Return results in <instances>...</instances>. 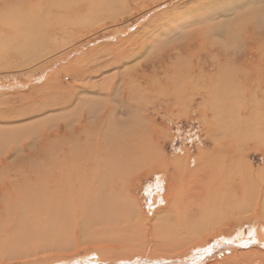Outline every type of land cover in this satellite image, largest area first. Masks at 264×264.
Segmentation results:
<instances>
[{"label": "bare ground", "instance_id": "bare-ground-1", "mask_svg": "<svg viewBox=\"0 0 264 264\" xmlns=\"http://www.w3.org/2000/svg\"><path fill=\"white\" fill-rule=\"evenodd\" d=\"M83 1L0 0V7L10 8L0 15L1 72L7 76L15 75L25 90L35 77H42L52 69L53 65L49 63L48 66L45 61L61 60L73 47L77 48L75 44L67 45L69 49L66 50V41H72L79 31H84L85 35L89 33L87 29L76 28L77 20L74 21L73 16L82 8L86 12L94 4L96 9L110 12L109 4L102 6L106 0H90V4L87 2L89 7ZM126 1L137 8L136 3L141 0ZM254 1L264 5V0H203L197 6L192 5V10L196 7L198 13L191 21L196 24L204 14L225 17L231 15L234 8L242 10L243 3ZM161 3L170 4L171 8L179 5L174 0H143V4L140 3L142 13L151 11L152 15L139 29L165 15L155 13L154 9ZM258 10L252 13L251 19L239 24L243 25L240 30L245 33L242 34L244 37L237 35L241 50L231 40L225 39L221 44L214 39L210 47L218 52L211 51L207 57L208 52L189 51L187 59H181L177 54L174 62L178 68L170 71L166 65L159 74L155 67L143 72L141 62L134 64L137 55L128 53L126 47L130 38L119 36L112 43L91 48L88 54L96 53L94 56H97L92 57L95 58L92 67L76 69L67 63L70 68L67 77L73 80L71 84L55 86L59 80L52 79V75L44 79L40 88L4 93L6 100L12 102L9 106L4 103L0 108V114L8 119L6 124L14 123L12 119L19 117L14 104L20 106L21 103L27 109L25 100H33L34 95L42 97L35 104L38 113L56 109L59 112L55 118L69 122L75 118L76 122L70 123V132L63 131V134L58 131L47 133V127L41 130L45 146L39 141V149L45 151L46 143H52L46 148L51 157L46 167H26L12 179L5 180L3 175V181L0 177V264H94L98 263L92 259L94 255L104 264H141L144 258L140 257H148L145 259L152 260L150 264H264V249H260L264 246V164L258 167L248 159L250 154L264 156V129L246 132L245 125L238 123L241 127L224 125L221 132H216L218 125L211 128L207 119L216 110L212 106L214 101L219 104L218 101L224 99L225 103L229 97L241 99L244 95L249 99L248 96H252L256 111L264 104V44L261 47L264 43V8ZM125 12L126 9L122 14ZM78 16L88 18L83 12ZM115 21L114 24L111 22L113 27L102 30L103 33L106 31L104 35L112 31L123 35L129 24L117 25ZM196 38L202 41V32ZM191 45L187 44V49ZM52 54L56 55L51 59L48 56ZM209 62L212 66L207 69ZM109 68L113 71L97 79L96 83L94 79ZM171 81L173 85L167 88ZM254 81H258L260 87ZM53 95V100L47 102ZM64 95L70 97L60 98ZM74 95L77 99L72 100ZM180 103L188 105V114L197 113L198 119L203 115L207 125L202 126L203 131L198 134L190 133L191 138L183 141L182 148H177L174 154L167 152L171 145L168 137L163 136V132H159L161 128L152 122L148 131L142 134L128 128L130 122L133 124L132 121L141 117H134L137 107L143 108L141 114L146 117L161 111L169 117L178 111L176 106ZM131 111L133 120L124 122L125 116L131 117L127 116ZM245 112L253 120V110L249 106H245ZM245 112L242 108L241 113ZM116 121L117 126L125 127L124 130L113 132L111 126ZM247 126L252 127V122ZM63 128L64 123L60 131ZM8 175L12 177L11 173ZM150 176L155 179L145 191L148 198L140 201L135 191L139 193L140 180ZM24 184L26 188L21 186ZM2 194L7 196L5 202ZM20 197L23 199H17ZM248 246L254 247L248 249ZM224 250H228L227 253ZM80 252H83L82 256H78ZM201 253L204 257L199 258Z\"/></svg>", "mask_w": 264, "mask_h": 264}, {"label": "rangeland", "instance_id": "rangeland-1", "mask_svg": "<svg viewBox=\"0 0 264 264\" xmlns=\"http://www.w3.org/2000/svg\"><path fill=\"white\" fill-rule=\"evenodd\" d=\"M89 1L88 0H85L83 2H84V4L85 3L87 4V2L90 4L91 1L90 2ZM99 1L102 2V1H105V0H99ZM174 1H176V2L179 3L178 7H176V8H171L172 5L165 4V3H161V4L157 5L156 8L154 9L155 10V13L156 12L157 13H161V14L162 13H165V15H164L165 17L158 15L160 18L159 17H156V19L154 18L153 21L150 23V25H147L146 27H143L141 29H139L140 26L141 25H144L148 21V19L150 18L149 16L152 15L151 14V11H147L144 14L142 13L143 12L141 10L142 9V5H140V3L143 4V0H141V1H139V2L136 3V4H138V7L137 8H133V6L130 5L126 0H115V1L114 0H106V2H103L102 3V6L107 5V4L110 5L109 6L110 7V9H109L110 12L108 14L106 13V10L107 9H103V8L96 9L95 4L93 5V7H95V9L93 7L87 8L86 12H89V13L84 12V9L82 8V11H80L79 13H82L83 12V14H87L88 15V18L82 17L84 15H82V16L79 17L78 16L79 13H78V14H76V15L73 16L75 18L74 21L77 20L76 21L77 22L76 23V28L77 29H79V30L87 29V32L89 33V35H85L84 34V31H79V32H77V36H76V34H74V36H73L74 38L73 37L72 38L69 37V38L72 39V41L70 39L67 40L69 42L66 41L65 48L68 47V46L71 47L73 44L77 45L78 47L77 48H74L73 47L74 49L72 48L70 50L71 52L68 55H66L64 58H61V60H58L57 58L52 59L56 54H52L51 56H48V57H50L52 59V61L51 62L45 61L46 65L49 66V63H51V65H53L52 69L47 72L48 74L46 73L42 77H39L38 76V75H40V73H39L37 75L38 77H35V79L32 82H29L28 83V87H26L25 90H23L24 88L22 89V87H21L20 83L18 82V80L16 81V79L14 77L15 75L13 76L14 78L12 76H10V75L7 76L6 74H4V73L1 72L2 71V69H1L2 67H0V75L2 74L0 76V91H1L0 92V103H1L0 104V108L1 107H4V105L5 106H9L12 103V102L9 103L10 102L9 99L6 100V95H7V93L9 94V91H10V93L11 92H15V91H22V90L24 92H26L27 90L29 91L31 88H40V87H42L41 85L43 84L44 79L46 77H50V76L53 75L54 78H52V79H58L59 80V83L58 82H55V84H54L55 86L57 84L63 85L65 83H67V82L69 84L73 83L72 78H68L67 77V74L70 71L69 70L70 68L68 67V65H72L73 64V67L76 68V69H82V68L92 67L93 66V63H94L93 61L95 59V58H92V57L96 53L93 56H90V54H88V53H90L91 48H93V49L98 48V46L101 45V43L102 44H104V43H112V42L116 41V37H119V36H121L123 38L124 37L130 38L129 39L130 41L127 42V43H129L130 46L126 43V47H128V49H129L128 50V53L131 51L132 54L135 53L137 55L136 57L134 56L135 57L134 58V61H133L134 64H137V63H140L141 62L142 65H143V67H144L143 68V72L144 71L147 72V71L153 70V69H150V68H154L155 67V69H157V71H158L159 74L162 73V71H164L166 69V65L170 67V71L173 70L174 67L175 68H178L177 66H175V62H174L175 59L177 58V57H175L177 54L180 55L179 58H181V59H187L186 58L187 57L186 56V53L189 52V51H194L195 50V52H197V53L208 52L207 53L208 55L206 54L207 57H209V55H210L209 52H211V51L212 52H218V50L217 51H214V49H212L210 47L211 46L210 44H213V42L215 40L216 41H219L221 44L222 43L224 44L226 40H228V41L231 40L234 44L237 43L238 46L236 44H235V46L238 47L239 50H241L242 49V46H240V44H239L240 40L238 39V36L244 37V36H242V34H245V33L240 30L242 24L241 25H239V24L241 22H244L246 20L251 19L250 17L254 15V14L252 15V13H257V11H259L258 10L259 8H260V10H263V8H264V5L260 4L259 2L257 3V2L254 1V2H252V4H250V3L247 4V2H245V3H243V9L242 10L240 8H234L233 9L234 12L231 15H227L225 17H220V16H216L215 14H213V16L208 15V14L207 15L204 14L206 17L205 16H202L201 19H200V21L198 20V22L195 24V23H192V21L195 20V16H196V14L198 12L196 11V7L193 10H192L191 7H192V5L197 6L203 0H185V2H184L185 4L181 3L182 0H174ZM225 1H227V0H225ZM239 3H242V2H239ZM224 4H225V2H224ZM7 5H9V4H7ZM245 5H247V6H245ZM86 6H88V4ZM194 6H193V8H194ZM23 7L24 6L20 7V9L23 8ZM6 9H10V8H8L6 5L4 7L1 6L0 7V15ZM125 9H126V12L124 14H122ZM99 12H101V14ZM114 12H115V15H113ZM234 13H239V15L238 16H235ZM98 14H100V15H98ZM169 14H171V18H170V15ZM175 14H177V15H175ZM109 15L112 16V17H110ZM92 16H94V17H92ZM166 18H167V20H166ZM114 19L117 20V23H118L117 25H121V23L122 24H125V25L128 23L129 25L126 26V29H124L123 35L120 34V33H117V32L115 33L114 31H112V33H109L107 35H104V33L106 31L103 33L102 30L104 28H106V27H113L112 23L114 24L116 22ZM205 19H208L206 22H204V23H207L208 25L207 24H204V23H201V20H205ZM96 21H98V22H96ZM168 21H170V22H168ZM85 22H87L88 24L85 23ZM155 22L157 23V25H156ZM84 24H86V25L84 26ZM180 24H184V25H180ZM252 24H253V26L258 25L257 23H252ZM82 26H84V28ZM100 26H101V28H100ZM199 26H200V28H199ZM232 27H233V29H232ZM193 29H195V30H193ZM198 30H200V31H198ZM107 32H111V30L110 31H107ZM197 32H200V33L202 32V38H203L202 41L199 38H196L198 35H200V33L198 35H196ZM206 32H208V33H206ZM137 33H138V35H137ZM141 33L143 35H141ZM153 33H154V35H153ZM183 33H184V35H183ZM178 34H180V36ZM191 34L192 35L194 34V35L191 36ZM134 35H135V37H134ZM143 36H145V37L143 38ZM193 38L195 39V42H194ZM221 38H223V39H221ZM73 39H76V40H73ZM196 40L198 41V43H196L197 42ZM207 42H208V44H207ZM135 43H137L139 46L137 44H135ZM189 43H191L192 45H191V48L190 49H187L186 46ZM199 43H201L202 46H200ZM205 43H206V45H205ZM263 44L264 43L261 44V47H262ZM203 45L205 47H207V48H205ZM69 47L66 50H68ZM147 47H148V51H147ZM149 47H151L152 49L149 48ZM131 48H132V50H131ZM135 50H136V52H134ZM228 50H226V51H228ZM230 51L232 52V50H230ZM146 54H147V56H146ZM85 56H88V58H85ZM203 56H205V54ZM94 57H97V56H94ZM81 58H84V59H82V61L78 62ZM143 58H144V60H143ZM55 60H57V62ZM97 60H98V58H97ZM90 62H91V64H90ZM67 63H68V65H67ZM88 64H90V66H86ZM171 66H173L172 69H171ZM211 66H212V63L211 62H209V63L206 64L207 69H210ZM145 68H146V70H145ZM138 70L141 71L142 70V67H139ZM55 71H56V73H55ZM112 71H113V68H109V71L106 70V72L99 74L94 79V81H96V83H97V79H100L103 75H107L108 76ZM172 74L173 73H171L170 75H172ZM8 79H9V81H8ZM178 80H181V77H179ZM182 80H185V79L182 78ZM187 81L189 82L190 79H187ZM257 82L258 81H256L255 83H257ZM168 83H170V82L168 81ZM1 84H3V86ZM258 84H260V83H257V86L260 87V85H258ZM171 85H173V82L172 81H171V84L170 85L167 84V88H170ZM212 87H215V85L212 84ZM172 88H174V87L172 86L171 89ZM253 88H255V86H252V89ZM56 93L57 94H60L59 92H56ZM261 93H262V90L259 91V94H261ZM69 97H70V95H66V96L64 95V97L63 96H60V98H69ZM53 98H54V95L53 96H50L48 98L47 102H50L51 100H53ZM248 98L249 99H247L246 97H244V95H242L241 96V99H239L237 96L236 97H233V98L232 97H229L228 98L229 100L228 99H225V103H224V99L223 100H219L218 101L219 104L217 103V101H214V103H213L212 106L215 107L216 110H215V112L213 111L214 113L213 112L210 113L209 118H207V119L210 120V121H208V123L210 122L209 123L210 124V127L211 128L213 127V129H214V128H216L215 126L218 125L219 129L217 127L215 129V131L216 132H221L220 128L223 129L224 125L225 126L228 125V127L231 128L230 126H232L233 124L239 125L238 123H240L242 125H245V131L246 132H260L261 127H263V129H264V113H263L264 112V107L262 108V105H264V104H262V105L260 104V110H257L256 111L255 110V102L253 103V99L254 98H252V96H248ZM41 99H42V97H40L39 95H34V99L31 100V101L26 99L25 101H26V104L28 105V106H26V108L29 107L27 109H25L24 108L25 106L21 105V103H20V106H22V108L19 105L14 104L15 105L14 110L17 111V114L19 115V117L14 118V120L12 119V122H14V123H11L10 122V124L9 123L6 124V121H8L7 117L4 116V115H2V114H0V123L2 124V125L0 124V129H1V132H0V172L2 173V174H0L1 179L3 177H5L4 178L5 180L6 179H9V178L12 179L13 177H16L17 174L20 173L21 169H26V167H35V168H38V167L39 168L40 167H46L47 166V163H48V160L51 158L50 157V154L47 152V149L46 148H47L48 145L49 146L52 145V143H50V142L46 143V147L44 148L45 151L39 149L40 146H41V144H40L39 141L43 142V146H45L44 145V139H43V132H41V130L44 127H47V129H46L47 133L48 132H54V131L56 132V131H58L60 134H63L64 133L63 131L70 132V127H71L70 123L73 124V123L76 122L75 121V118H72L70 120V122H69V120L68 121H66V120H63L62 121V119L59 120L60 117L55 118V115H58V112H59V111H56V109H50V111L46 112L45 114L44 113L43 114L38 113L37 110H36V108H35V104H38L41 101ZM75 99H77V98L74 95L72 100H75ZM7 103H9V104H7ZM180 104H178L180 107L179 106H176L177 107L176 110H178V111H176L178 113L177 116L176 115L174 116V114L176 112H173L172 113L173 116L170 115L169 117H167L166 115H163L164 113L158 107H157L158 108L157 110L158 111H161V112L158 115L155 114V113H154L155 115L154 114H150L149 115L150 117L144 116L143 113L141 114V111L143 112V108L137 107V108H139V109H137V110H139V113L134 108L135 109L134 112H136L135 113L136 115H134V113H133L134 117L136 116V119L139 118L137 116H141V117L138 120H134L135 122L132 121L133 124L130 122L129 124L131 126L128 127V128H130L132 132H135V133L136 132H141V134H142L143 132H147L148 131V127L151 124L150 122H152L159 129L161 128L159 130V132H163V136L165 135V136L168 137L169 144H171L170 146H172V147L168 146L167 147L168 148L167 149L168 150L167 152L174 154L175 152H177V151H175L177 148H179V147L182 148V142L183 141H186V139L188 140V139L191 138L189 136L190 133L198 134V132H200V131L202 132L203 131L202 126L207 125L205 123V118L203 117V115H201L202 118H199L198 119L199 116L197 115V113H189L188 114L186 112V111H188V105H185V104H181L180 105ZM244 105L245 106H249L253 110V117H252L253 120H251V117L249 118L248 113L245 112V106ZM148 106H150V104H148ZM212 106H209V107L210 108H213ZM32 107L34 108V110H33ZM41 107H43V104H41ZM17 108H19V111H18ZM242 108H243V111L245 112L244 114L241 113V109ZM22 110H24L28 114H25L24 111H22ZM148 110L149 111H151V110L154 111L153 108H148ZM30 113H32V114H30ZM130 113H131V115H130ZM221 113H222V115H220ZM22 114L24 116H22ZM25 115L28 116V117H26ZM133 115H132V111L129 112L127 114V116H131V117H126L125 116L124 122H125V120H126V122L133 120V117H132ZM156 116H157V118H156ZM164 116H166V117L164 118ZM187 116H189V117H187ZM191 117H192V119H191ZM218 117H220V118H218ZM15 119H17L16 120V123H15ZM129 119H131V120H129ZM20 120L23 122V124H22V122ZM24 120H26V121H24ZM58 120H59V122H57ZM199 120H200V122H199ZM137 121L140 124H138ZM3 122H5V123L3 124ZM40 122H43V124L40 123ZM251 122H252V127L247 126V124L248 123H251ZM63 123H64V128L62 129V131H60L61 126H63ZM165 123L166 124L168 123V124L165 125ZM221 123H222V125H221ZM12 124L14 126H12ZM40 124H42V125H40ZM116 124H117V121L114 123V126H111V129H113V132H120L121 129L124 130L125 127L123 128V125L122 124L120 126H117ZM68 125H70V126H68ZM145 125H147V126H145ZM134 126H136V127H134ZM118 127H120V128H118ZM20 129H22V130H20ZM111 129H110V131L112 132ZM130 129H129V132H131ZM249 129H250V131H249ZM35 131H36V133H35ZM12 132H13V134H12ZM228 132H232L231 129H228ZM29 133H30L31 136L28 135ZM3 139H4V141H3ZM176 140H178V141H176ZM46 141H47V139H46ZM9 142H11V143H9ZM51 142H52V140H51ZM5 143H6V145H5ZM261 144H259V145H261ZM262 146L264 147L263 144H262ZM59 152H60V150H59ZM54 154H57V152H55ZM261 156H262V158H261ZM248 159H250V161H252L254 163V165L255 166H258V167H261L264 164V156L262 154H256V157H253V154H250V156L248 157ZM9 173H11L12 177L8 175ZM154 179H155L154 176H150V177H146L144 179L142 178V180H140V182H141L140 191H139V193H138V190L135 191L136 194L139 195L140 201H146L147 200L146 198H148V196L146 195V192L145 191H146L148 185H150L151 182L154 181ZM2 181H3V179H2ZM21 186L26 188V185L25 184L24 185H21ZM27 188H29V187L27 186ZM28 190H30V189H28ZM30 191H32V190H30ZM22 192H24V191L22 190ZM16 194L23 195V193L20 194L17 191H16ZM29 196H31V195H28V197ZM2 197L5 198V200H4V202H5L6 201V197H7L6 194L5 195L2 194ZM17 199L20 200V199H23V197H20V198H17ZM144 211H147V210L144 209ZM243 226L246 227L247 224H244ZM252 247H254V246H248L247 248L249 249V248H252ZM260 249H264V246H262V248L260 247ZM224 251H225V253H227L228 250H224ZM82 255H83V252H80L78 254V256H82ZM202 255H204V254L201 253V255H199V258L200 257H204ZM94 257H92V259L95 262H98V263H94V264H99V263L100 264H104L102 260L98 259L97 255H94ZM140 258H144V259H141L142 260L141 261L142 262L141 264H150L149 261H152V260L145 259V258H148V257H140ZM154 262H156V261H154ZM133 264H135V263H133ZM199 264H204V263L203 262H200Z\"/></svg>", "mask_w": 264, "mask_h": 264}]
</instances>
